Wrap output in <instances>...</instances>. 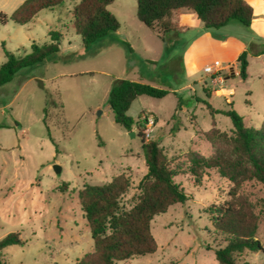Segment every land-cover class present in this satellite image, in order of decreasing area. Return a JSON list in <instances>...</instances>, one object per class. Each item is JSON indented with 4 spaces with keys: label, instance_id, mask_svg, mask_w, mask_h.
<instances>
[{
    "label": "rangeland",
    "instance_id": "rangeland-1",
    "mask_svg": "<svg viewBox=\"0 0 264 264\" xmlns=\"http://www.w3.org/2000/svg\"><path fill=\"white\" fill-rule=\"evenodd\" d=\"M23 1L0 0V12L10 16ZM74 5L67 0L63 7L43 11L25 26L0 25V66L7 61L5 50L25 56L33 43H49L52 29L64 35L61 49L67 56V62L60 58L26 68L0 88V240L19 233L25 242L3 250L5 263L78 264L92 253L94 243L78 198L86 184H105L124 174L131 188L121 198V206L129 210L137 203L147 172L139 137L143 128L134 127L135 137L131 136L115 123L108 102L115 76L131 78V67L134 73L145 74L143 80L151 86L178 89L162 99L139 97L128 115L138 120L141 113L150 111L146 114L155 117L149 140H160L177 173L175 181L188 200L152 221L158 243L154 254L118 264H218L215 251L222 247L221 237L214 234L208 211L232 201V184L213 169L202 170L196 178L190 172V157L193 152L206 158L213 155L212 144L202 132L214 125L224 132L233 130L231 119L224 113L213 114L208 105L225 112L232 103L247 128L262 129L264 56L257 58L248 47V77L228 80L223 86L233 90V95L225 97L204 71L196 79L187 78L184 53L201 32L193 29L168 48L173 40L166 45L138 20L136 0H115L107 9L117 17L120 30L84 47L80 36L62 27ZM207 31L214 40H238L244 45L252 34L236 21ZM189 83L191 87L184 88ZM208 89L216 92L210 96ZM55 166L61 168L60 173ZM238 197L258 215V234L264 245V186L246 182L238 189ZM238 259L264 264L263 253L245 251Z\"/></svg>",
    "mask_w": 264,
    "mask_h": 264
},
{
    "label": "trees",
    "instance_id": "trees-1",
    "mask_svg": "<svg viewBox=\"0 0 264 264\" xmlns=\"http://www.w3.org/2000/svg\"><path fill=\"white\" fill-rule=\"evenodd\" d=\"M67 0H26L10 16L0 12V25L13 22L25 26L42 11H55ZM115 0H80L72 11L67 12L63 28L73 30L80 36L84 47L115 33L120 28L116 16L107 7ZM136 16L166 45L170 35L180 33L174 16L181 10L196 15L206 30H220L236 21L250 28L254 18L253 8L246 0H136ZM50 42L31 45L25 56H15L5 50L7 61L0 66V88L11 83L22 70L44 63L58 61L63 34L52 29ZM126 47L132 52L130 46ZM3 46H5L3 44ZM244 52L238 59L240 77L247 79L248 59ZM169 91L141 82L117 79L113 82L108 102L117 125L128 132L134 127L143 128L146 112L138 120L128 115L132 104L141 96L162 99ZM228 111L208 108L213 114L224 113L233 124L231 132H224L215 125L201 135L213 147L210 158L193 152L190 157V172L196 178L202 170H216L220 177L232 184V201L213 205L208 213L214 234L221 237L222 247L215 251L218 264H251L238 257L245 251L263 253L264 245L259 239V217L252 205L241 203L238 189L250 181L264 186V124L262 129L247 128L243 118L233 109ZM45 109V121L47 118ZM142 151L147 172L139 185L137 203L129 210L121 206V198L131 188V180L124 174L101 185L86 184L78 192L83 215L88 223L94 251L86 254L78 264H118L135 257L154 254L158 243L152 234V221L168 212L176 204H184L188 196L175 181L177 173L168 163L159 139L146 140L142 135ZM19 233H12L0 240V264H6L3 250L10 246H23ZM176 264V263H171Z\"/></svg>",
    "mask_w": 264,
    "mask_h": 264
},
{
    "label": "crops",
    "instance_id": "crops-1",
    "mask_svg": "<svg viewBox=\"0 0 264 264\" xmlns=\"http://www.w3.org/2000/svg\"><path fill=\"white\" fill-rule=\"evenodd\" d=\"M73 1L75 5L80 2V0L78 2H76L75 0ZM246 2L252 6L254 12V18L249 28L250 30H252V34L251 36L249 35V39L247 41V44L245 45L242 44L241 42H238V40L237 41L234 40L231 43H227V42L225 43L212 39L210 32L204 29L202 23L196 17V15L193 13H189L188 11L181 10L173 18V21L177 23L178 27L180 28V33L170 35V40H173L174 42L169 44L168 48L173 47L174 43L180 40L183 34L190 32L193 29H195L197 32H201L199 36L194 37L195 39H192V41H190V44L188 45V48L184 53L185 64L188 67L187 78L192 80L196 79L197 74L201 71H204V68L206 66L210 65V63H212L213 61H220L223 67L225 68V70L222 72L224 80L223 82L218 81L216 83H213L211 80V83L214 86H219L220 92L225 97H231L233 95V90H229L223 85L230 79L236 78L238 76L240 77L239 75L240 64L238 63V59L244 52L248 51V47L253 51L254 55H256L257 58H261L264 56V0H246ZM40 13L38 14V16L40 15ZM227 26H225L224 28H226ZM234 28H237L239 31L242 30L235 25ZM63 40H64V35H63ZM60 57L63 60H65L64 62H67L66 61L67 56H65L62 53V49H61ZM136 63L138 66H140L141 64L140 61H137ZM129 68L130 69H128V72L133 73L130 74L132 75L131 78H128L127 76H115V79H122V80L124 79L132 82H141L143 84L145 83L147 84V82L143 80L145 74H143L142 72L141 73L137 72L138 74L134 73L133 71L134 68L131 67ZM172 69L173 70L175 69L174 64H172ZM248 70H249V61L247 68V77H248ZM104 75H110V74L108 72H104ZM206 77L212 79L211 76L208 74L206 75ZM109 87L110 88L108 89V95L112 88V84H110ZM190 87H191L190 83L184 86V88H190ZM177 91H178L177 88H173L169 90L170 93H177ZM207 92L210 96H212L213 93L216 92V90L208 89ZM145 112H150V111H145Z\"/></svg>",
    "mask_w": 264,
    "mask_h": 264
},
{
    "label": "built area",
    "instance_id": "built-area-1",
    "mask_svg": "<svg viewBox=\"0 0 264 264\" xmlns=\"http://www.w3.org/2000/svg\"><path fill=\"white\" fill-rule=\"evenodd\" d=\"M225 70L220 61H215L204 68V72L211 76L213 83L218 81L223 82L222 72ZM156 127L155 117L152 114H147L144 118L142 134L146 140H149L153 135Z\"/></svg>",
    "mask_w": 264,
    "mask_h": 264
},
{
    "label": "water",
    "instance_id": "water-1",
    "mask_svg": "<svg viewBox=\"0 0 264 264\" xmlns=\"http://www.w3.org/2000/svg\"><path fill=\"white\" fill-rule=\"evenodd\" d=\"M131 136L135 137V133L131 132ZM54 169H55L56 173H60V171H61V168L58 166H55Z\"/></svg>",
    "mask_w": 264,
    "mask_h": 264
}]
</instances>
